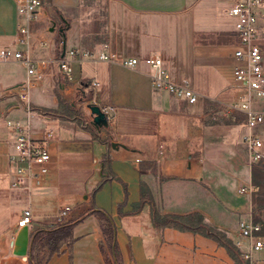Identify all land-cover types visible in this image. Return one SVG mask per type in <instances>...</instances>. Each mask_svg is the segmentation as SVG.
Here are the masks:
<instances>
[{"label":"crops","instance_id":"obj_1","mask_svg":"<svg viewBox=\"0 0 264 264\" xmlns=\"http://www.w3.org/2000/svg\"><path fill=\"white\" fill-rule=\"evenodd\" d=\"M234 1L109 0L106 40L91 43L87 41L84 21L75 16L84 0H48L45 7L43 3L32 28L36 34L47 36L49 44H35V57L63 54L64 37L59 27L64 25L66 49L98 51L107 45L119 59L135 56L138 62L132 67L109 61L75 62L77 78L95 77L99 81L87 88L72 86L56 64L48 69L46 76L59 72L66 80L61 83L66 92L89 90L91 95L86 100L113 106L109 126L98 130L34 109L28 116L18 95L21 83L28 77L27 70L18 60H0V264H29L30 253L24 259L12 248L18 219L25 209L32 211L29 228L33 240L32 232L44 226L41 222L57 223V215L65 206H71L66 219L69 221L79 218L93 204L110 213L116 223L122 264H235L227 249L214 238L198 231L155 224L152 218V208L159 205L163 206L160 213L183 215L195 209L206 215V221L224 222L221 207L244 205L250 197L246 192L235 193L230 167L207 162L209 152L199 157L194 154L196 141H200L195 128L202 123L206 105H223L237 95L229 74V68L236 63L233 49L237 37L234 19L228 12ZM55 12L59 21L53 16ZM260 13L257 40L264 48V4ZM21 20L16 0H0V48L18 44L15 41ZM153 53L161 55L173 80L187 78L198 93L195 102L189 103L153 85L151 68L145 61ZM46 76V81L51 80ZM37 90H31V101ZM259 105L264 108V98L259 99ZM235 113L242 119L228 128L224 141L243 146L247 176L242 185L248 186L254 183L241 140L246 127L243 114ZM7 119L29 121L32 133L49 148L50 170L42 184L11 185L10 153L15 134ZM255 130L264 134V124ZM115 141L117 146L112 145ZM107 157L109 161L104 163ZM153 163L157 164L156 170L149 167ZM144 182L150 193L147 197L143 195ZM143 198L145 201L139 206ZM73 235L72 243L64 242L54 253L48 248H36L39 263L107 264L108 249L103 252L100 247L103 233L94 213L75 224ZM227 237L233 243L239 238L246 241L239 235L238 227ZM262 240L263 247L252 252L257 264H264V228Z\"/></svg>","mask_w":264,"mask_h":264},{"label":"built area","instance_id":"obj_2","mask_svg":"<svg viewBox=\"0 0 264 264\" xmlns=\"http://www.w3.org/2000/svg\"><path fill=\"white\" fill-rule=\"evenodd\" d=\"M18 12L22 18L15 43L22 47L5 46L0 48V60H18L28 73V77L21 83L19 97L25 103L28 116L32 111L31 90L39 87L47 75L52 64H56L72 86L81 85L84 88L98 85L97 78L82 80L74 75V63L84 61H109L120 62L124 66H135L138 58L135 56L119 59L115 53L107 49V45L98 51L89 48L72 47L66 49L64 54L57 56L35 57L33 46L37 44L45 47L49 44L47 36L36 34L32 28V22L43 6L42 0H16ZM264 0H235L228 9L234 19L236 42L233 56L236 63L229 68L231 86L236 89L237 95L233 99L223 103L225 111L241 112L243 125L246 131L241 140L246 146L247 163L249 166L259 165L264 168V134L255 128L264 124V108L259 107V99L264 98V48L257 40L260 26L258 19ZM150 65V81L155 87L165 88L176 97L183 98L193 103L198 98V93L192 88L187 78L175 81L163 65L159 53H153L145 58ZM111 121V105H101ZM7 125L14 131L13 151L10 153L11 185L20 186L25 182L40 185L45 175L49 172L51 152L42 143V139L35 136L29 121L22 122L19 119H7ZM49 135V132L45 133ZM258 188L250 183L241 185L238 190L252 194ZM71 210V206H65L57 215L56 222H65ZM32 211L27 208L20 215L17 227L30 224ZM239 235L245 238L236 239L234 244L240 249V253L247 264H257L252 260V252L263 247V225L252 216L242 218L238 222Z\"/></svg>","mask_w":264,"mask_h":264},{"label":"rangeland","instance_id":"obj_3","mask_svg":"<svg viewBox=\"0 0 264 264\" xmlns=\"http://www.w3.org/2000/svg\"><path fill=\"white\" fill-rule=\"evenodd\" d=\"M47 1L43 0L44 7L48 5ZM108 6L109 0H84L79 9V13H75V16L81 22L84 21V30L88 32V43L106 40L105 31L109 22ZM53 16L59 21L60 17L56 12ZM18 77L22 79V73H19ZM46 77H50L51 80L46 81L44 79L43 83L36 88L38 90L33 93L32 108L38 113H45L49 116L63 119H73L85 127L94 129L95 127L91 123V108L88 106V103L92 101L86 100L91 95L90 91L83 92L79 90L72 93L66 92L61 87V83L66 82V80L59 72ZM42 103L45 106H41ZM205 110L206 114L202 117L201 125L199 128H195L196 133L200 134V141H196L197 149H195L194 154L196 157H199L200 155H204L205 152H209L210 154L205 158L207 162H215L221 167H230V172L234 174L235 178V193L241 194L242 192L238 188L242 185V180H245L247 176V171L243 166V146L239 142L233 141L227 144L224 141V136L227 131L229 132L228 128L237 125L242 119V116L235 112L225 111L222 104L220 105L219 103L207 104ZM110 112L114 114L112 110ZM227 124L230 126H227ZM203 141H206V144ZM149 167L156 170L157 164H149ZM251 169V180L258 186V189L250 195L247 203L240 205H246L244 208H240V206L233 208L221 207L220 212L223 213L222 218H224V222L214 221V223L206 221V215L202 211L193 209L181 215L177 219L176 224L181 227L187 226L197 229L200 224L205 223L213 229L225 232L227 236L231 230L238 227L237 224L242 217L251 215L254 220L261 222L264 228V168L259 165H254ZM155 176L157 177V173H155ZM144 183L142 185L143 195L147 197L150 193L147 190V184ZM154 208L159 213L161 209L163 210V206L159 207V205ZM160 214L163 215L165 213ZM41 224L44 226L48 225L47 222H41ZM107 253V264H117L109 249ZM23 257L27 259L26 255ZM41 258L43 261L45 255H42Z\"/></svg>","mask_w":264,"mask_h":264},{"label":"trees","instance_id":"obj_4","mask_svg":"<svg viewBox=\"0 0 264 264\" xmlns=\"http://www.w3.org/2000/svg\"><path fill=\"white\" fill-rule=\"evenodd\" d=\"M109 161V158H105L103 160L104 163ZM104 169V173H105ZM108 175L107 173H105ZM108 175L107 177H109ZM106 179V177L104 178ZM100 186V184L97 186V188ZM96 188V189H97ZM145 199H141L139 206L143 204ZM123 202L119 205L120 212L122 211ZM88 213H94L99 221L100 226L103 233V239L100 242V247L103 252H106V249L108 248L111 255L115 258L117 261V264H122V255L119 248V244L117 241V226L116 223L111 216L110 213H108L103 208L98 207L97 205L93 204L92 207L85 211L79 218H76L74 220H69L65 222H57L53 223L52 225H45L41 228H37L32 232V250L30 252L29 257V264H40L38 259L35 256V249L36 248H48L50 249L51 253H54L55 251H59L62 244L64 242H68V244L72 243L74 240L73 235V228L75 224L82 219L85 215ZM181 215L177 214H160L154 207L152 208V218L155 224L159 225H171L178 227L180 229H187V230H193L201 232L207 236H210L214 238L219 244L223 245L229 255L233 258L235 264H247L246 260L243 259L240 249L235 246V244L225 235V233L218 229H213L208 224H200L199 228L193 229L191 227H181L178 224H176V221L178 218H180Z\"/></svg>","mask_w":264,"mask_h":264},{"label":"water","instance_id":"obj_5","mask_svg":"<svg viewBox=\"0 0 264 264\" xmlns=\"http://www.w3.org/2000/svg\"><path fill=\"white\" fill-rule=\"evenodd\" d=\"M62 18L64 22H66L68 25V21L66 20V18H64L63 16ZM65 27L66 26L64 25H61L59 27V30L62 32L63 37H64L63 54L66 51ZM54 28H55V24L51 26V30H54ZM88 106L91 108V115H92L91 123L94 125L96 129L100 130L103 126H106V127L109 126V120H108L107 113L102 109L100 104L96 102H89ZM112 145L117 146L118 143L115 141V142H112ZM31 240L32 238H31L29 224L20 226L12 242L13 252L15 254L23 255V256L29 254L31 250Z\"/></svg>","mask_w":264,"mask_h":264}]
</instances>
